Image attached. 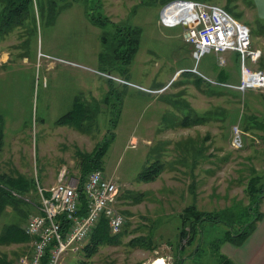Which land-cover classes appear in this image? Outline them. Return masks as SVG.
Here are the masks:
<instances>
[{"label": "rangeland", "instance_id": "obj_1", "mask_svg": "<svg viewBox=\"0 0 264 264\" xmlns=\"http://www.w3.org/2000/svg\"><path fill=\"white\" fill-rule=\"evenodd\" d=\"M211 1L251 29L254 47L263 51L256 67L264 70V6L257 15L254 0ZM163 7L162 0H35L36 22L32 18L29 27L0 36V54L10 56L6 63L0 60V173L16 171L35 184L2 216L0 234L10 224L20 225L25 234L40 199L39 186L55 185L63 170L81 181L78 152L90 154L104 142L102 170L119 183L125 226L119 234L109 230L111 242L93 257L84 250L89 238L77 253L66 254L64 264H154L160 259L177 264L179 247L187 244L179 235V215L188 206L209 212L237 209L241 223L263 213L264 196L254 214L246 216L253 202L250 180L259 176L264 184V91L241 92L224 85L240 84L239 62L235 67L227 60L221 67L211 52L197 63L184 27L159 23ZM90 13L106 20V27L94 25ZM132 25L143 31L133 62L120 68L116 59L101 62L104 31L116 45L118 28ZM222 69L228 74L226 82L219 80ZM109 72L128 83L108 78ZM77 97L94 108L87 128L56 125ZM237 126L245 140L240 149L234 144ZM155 167L163 171L154 181L140 179ZM229 227L208 226L205 240L197 237L184 256L200 247L199 255L183 264H220V253L210 241ZM24 239L0 245V254L16 264L32 251L31 239ZM229 248L240 250L226 242L222 254Z\"/></svg>", "mask_w": 264, "mask_h": 264}, {"label": "built area", "instance_id": "obj_2", "mask_svg": "<svg viewBox=\"0 0 264 264\" xmlns=\"http://www.w3.org/2000/svg\"><path fill=\"white\" fill-rule=\"evenodd\" d=\"M160 22L165 27L186 26V41L193 46L197 63L208 53L218 56L221 67L227 65L226 55L236 53L240 58L241 80L234 89L264 91V70L257 68L263 51L254 47L251 29L235 18L224 7L205 1L173 0L161 11ZM213 85L218 84L205 74L192 69ZM108 78L127 84L128 81L107 74ZM150 91L148 88L141 87ZM234 144L244 147L243 131L234 129ZM132 147L136 144L132 143ZM69 178L67 171L59 174L57 183L49 189L39 186L40 212L32 215L24 226L31 239L32 251L17 260L16 264H64L68 252L77 253L92 236L100 221L105 218L113 234L122 232L126 218L120 210V186L114 176L101 169L90 171L82 184ZM86 197L82 206L81 194ZM65 216L66 223L60 220Z\"/></svg>", "mask_w": 264, "mask_h": 264}, {"label": "trees", "instance_id": "obj_3", "mask_svg": "<svg viewBox=\"0 0 264 264\" xmlns=\"http://www.w3.org/2000/svg\"><path fill=\"white\" fill-rule=\"evenodd\" d=\"M173 0H162V5H166ZM194 1H205L214 3L211 0H194ZM216 4V3H215ZM229 11L227 8H225ZM91 22L99 27H106V20L97 19L93 14H89ZM34 19L36 22L35 14V0H0V36L6 37L13 31L19 28L29 27L30 23ZM118 28V27H117ZM111 35L104 31L102 36V43L104 49L100 54V61L113 63L116 59L118 62V67L124 65L125 67L129 66L136 55L139 52L141 45L142 29L137 26H124L118 28V44L114 45V40H110ZM236 54V53H235ZM237 55V61L240 63L239 55ZM127 71V70H126ZM227 72L223 69L219 74L220 81L226 82L225 76ZM110 73V72H109ZM111 74V73H110ZM201 80V78H199ZM112 92V88H110ZM121 103V101L119 102ZM94 110L93 106L90 103L83 101L80 98H76L73 104L72 109L66 113L64 116L57 120L59 126L69 125L75 127L76 129L83 131L87 128V122L92 119V111ZM120 112V107H118ZM119 116V114H118ZM116 117L114 118L113 125L115 126ZM3 141V131H0V145ZM106 153V143L98 144L94 148L93 152L87 154L85 152H78V155L82 158V168H83V179H81V189L82 184L85 180L86 175L89 171L94 169L102 170V158ZM162 168L155 167L151 170H145L141 173L140 179L145 182L154 181L162 172ZM17 174V175H16ZM261 180L259 176L253 177L248 184V193L249 197L253 200L252 204L247 207L248 212L246 216H252V212L255 206H259L261 198L264 196V184H260ZM35 184L29 180L26 176L21 175L18 172L14 174H4L0 173V219L6 213L7 209L10 207H15L19 204L18 199L21 195H25L30 192ZM82 206L85 207L86 197L84 193L81 194ZM234 208H237L236 206ZM262 214L254 216L252 220L240 222L239 213L237 209H225L220 212L216 211H202L196 207L195 204L188 206L184 211L179 215L181 220L180 227V238L185 241L187 244L186 247L191 246L198 239H201V243L205 240L206 237V228L208 226H213L217 224H226L229 225V229L222 234L221 237L215 238L213 241H210L211 248L213 251L220 253V264H236L233 260L228 258L226 255L222 254L221 246L226 242H230L235 245H242L246 239L251 235L255 230L258 221L262 218ZM60 220L63 223H66L65 216H61ZM227 223H234L227 224ZM239 224V225H236ZM20 230V225L10 224L6 225L0 234V245L11 244V243H20L24 241L26 234H22ZM28 237V236H27ZM91 242L88 244L84 250L86 256L93 257L99 247L105 243H110L112 236L109 231L108 223L105 218L100 221L97 229L94 231L90 237ZM201 243L199 244L201 246ZM186 247L180 246L178 251V260L177 264H183L186 260L194 259L199 255L200 247L197 248L194 252L188 256H184L187 252ZM187 247V248H188ZM0 264H12L6 255L0 254ZM196 264V263H195Z\"/></svg>", "mask_w": 264, "mask_h": 264}, {"label": "crops", "instance_id": "obj_4", "mask_svg": "<svg viewBox=\"0 0 264 264\" xmlns=\"http://www.w3.org/2000/svg\"><path fill=\"white\" fill-rule=\"evenodd\" d=\"M261 5L264 6V0H254V3L252 4V6H253V11L255 14H257V13L262 14V6ZM257 18H258V16H257ZM262 18H264V14H262ZM159 23L161 24L160 20H159ZM134 26H137V25H134ZM137 27H139V26H137ZM184 33L186 36V31H184ZM142 35H143V31H142ZM102 36H103V34H102ZM102 36H101V40H102ZM141 41H142V37H141ZM102 46L104 49V45H102ZM103 49H102V51H103ZM101 52H100V54H101ZM100 54L98 56V59L100 57ZM137 55H136V57H137ZM226 57H227L228 62L231 61L230 64L235 65V67H236L235 63L237 61V55L235 53H229L226 55ZM9 59H10V56L8 55L7 52H5L4 55L0 54V60H2L3 63L8 62ZM222 73H224V75L226 76L225 72H222ZM108 86H109V88H108L107 92L111 93L110 92L111 86L110 85H108ZM103 90H105L104 86H103ZM95 95H97V94H95ZM77 98H80V97H77ZM85 102H87V101H85ZM119 104H120V108H121V103H119ZM2 142H3L2 145H0V151H1V148L4 144V134H3V141ZM52 185H53V183L48 184V185H43L42 187L41 186L40 187L43 189H49ZM38 196L40 197L39 194H38ZM32 208H33V211L35 214H38L40 212V199H39V202L37 204H34ZM227 243L233 247H237L240 249L237 252H233V250L231 248H229L227 253L225 254L228 258L233 260L236 264H264V210H263L262 218L258 221L255 230L251 233V235L246 239V241L242 245L238 246V245L232 244L230 242H227Z\"/></svg>", "mask_w": 264, "mask_h": 264}, {"label": "bare ground", "instance_id": "obj_5", "mask_svg": "<svg viewBox=\"0 0 264 264\" xmlns=\"http://www.w3.org/2000/svg\"><path fill=\"white\" fill-rule=\"evenodd\" d=\"M166 262H164L163 259L158 260L157 262H155L154 264H165ZM153 264V263H152Z\"/></svg>", "mask_w": 264, "mask_h": 264}, {"label": "water", "instance_id": "obj_6", "mask_svg": "<svg viewBox=\"0 0 264 264\" xmlns=\"http://www.w3.org/2000/svg\"><path fill=\"white\" fill-rule=\"evenodd\" d=\"M185 30H187V27L184 25Z\"/></svg>", "mask_w": 264, "mask_h": 264}]
</instances>
